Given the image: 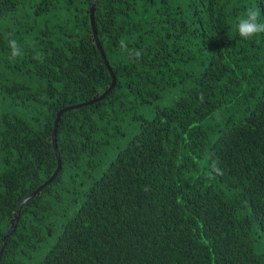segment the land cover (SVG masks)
<instances>
[{"label":"trees","instance_id":"trees-1","mask_svg":"<svg viewBox=\"0 0 264 264\" xmlns=\"http://www.w3.org/2000/svg\"><path fill=\"white\" fill-rule=\"evenodd\" d=\"M248 8L264 23V0H0V264H264V34L239 36ZM106 92L61 116V170L6 238L58 169V113Z\"/></svg>","mask_w":264,"mask_h":264},{"label":"clouds","instance_id":"clouds-1","mask_svg":"<svg viewBox=\"0 0 264 264\" xmlns=\"http://www.w3.org/2000/svg\"><path fill=\"white\" fill-rule=\"evenodd\" d=\"M237 32L239 36L244 40H249L259 34H264V23L259 22V12L255 8H248L244 14V16L239 20L238 24L236 25ZM120 48L128 53L130 56H134L135 59L138 61L141 56L142 52L139 50H132L130 51L127 48L126 41L122 38L119 41ZM8 48L10 49V58L15 59L23 54V49L17 40L9 38L8 40ZM33 59L37 61L42 60V56L37 54L33 57ZM199 99L203 101L204 95L203 93L199 94ZM212 172H215L218 175H222V170L218 167V165L214 162L212 164ZM148 189H145L147 191Z\"/></svg>","mask_w":264,"mask_h":264},{"label":"water","instance_id":"water-1","mask_svg":"<svg viewBox=\"0 0 264 264\" xmlns=\"http://www.w3.org/2000/svg\"><path fill=\"white\" fill-rule=\"evenodd\" d=\"M94 15H95V7L93 6L92 9H91V21H92V27H93V32H94V36H95V39H96V42H97V46L99 48V51H100V54H101V57L105 63V66L107 67V69L109 70L110 74L112 75L113 77V85H112V88L115 86L116 84V77L114 75V72L109 64V61L107 60V57L105 55V52L102 48V45L99 41V38H98V34H97V30H96V23H95V19H94ZM108 92L104 93L102 96H100L99 98L97 99H94L92 101H89V102H86V103H82V104H78V105H74V106H70V107H67L65 109H63L62 111H60L57 115V119L55 121V127H54V133H53V145H54V148H55V151H56V155H57V158H58V163H59V166H58V169L56 170V172L54 173V175L46 182L44 183L41 187H39L34 193H32L29 197H27L22 203L21 205L19 206V209H18V216H17V220L14 222V224L12 225L11 229L9 230L7 237L11 236L17 229L18 227V221L20 219V215H21V211H22V208L24 207L25 204H27L29 201H31L34 197H36L37 195H39L41 193V191L49 186L55 179L56 177L58 176L60 170H61V160H60V153H59V150H58V144H57V131H58V126H59V122H60V118L63 114H65L66 112H69V111H72V110H76L78 108H82L84 106H90V105H93L101 100H103L106 96H107ZM5 245V244H4ZM4 247L3 246V249L0 253V259H1V256H2V253H3V250H4Z\"/></svg>","mask_w":264,"mask_h":264}]
</instances>
